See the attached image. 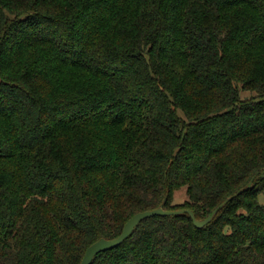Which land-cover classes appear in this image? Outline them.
Instances as JSON below:
<instances>
[{"label":"trees","instance_id":"trees-1","mask_svg":"<svg viewBox=\"0 0 264 264\" xmlns=\"http://www.w3.org/2000/svg\"><path fill=\"white\" fill-rule=\"evenodd\" d=\"M261 195L264 0H0V264H264Z\"/></svg>","mask_w":264,"mask_h":264},{"label":"water","instance_id":"water-1","mask_svg":"<svg viewBox=\"0 0 264 264\" xmlns=\"http://www.w3.org/2000/svg\"><path fill=\"white\" fill-rule=\"evenodd\" d=\"M230 199H228L224 204L220 205L212 214L210 217H208L207 219L204 220H197L196 216L194 214V212L192 211H167L164 209V205L166 203V200L164 201V203L157 209L152 210V211H146V212H142L139 213L137 215H135L134 217H132L127 224L125 225L124 231L121 234V236H119L116 239L113 240H105V239H101L100 241L96 242L95 244H93L86 252L81 264H92L94 258L103 252L109 251V250H113L117 247H119L121 244H123L134 232L135 228L145 219L147 218H151L153 216H180L183 214H189L193 221H194V225L196 228L198 229H202L205 226L209 225L217 216V214L219 213L220 210H222L224 208V206L226 205V203L228 201H230Z\"/></svg>","mask_w":264,"mask_h":264},{"label":"rangeland","instance_id":"rangeland-1","mask_svg":"<svg viewBox=\"0 0 264 264\" xmlns=\"http://www.w3.org/2000/svg\"><path fill=\"white\" fill-rule=\"evenodd\" d=\"M248 95L249 94H247V93H242V97L243 98L247 97ZM174 200H175V202H174L175 204H183V203H185L188 200V195H187L186 190L185 189H181V190L177 191L175 193ZM260 202L262 204H264V196L263 195L260 196Z\"/></svg>","mask_w":264,"mask_h":264}]
</instances>
